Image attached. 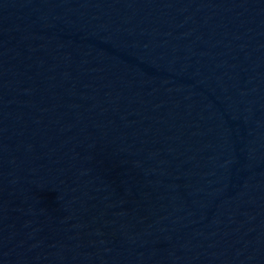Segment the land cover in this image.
<instances>
[{
    "label": "water",
    "instance_id": "95a60500",
    "mask_svg": "<svg viewBox=\"0 0 264 264\" xmlns=\"http://www.w3.org/2000/svg\"><path fill=\"white\" fill-rule=\"evenodd\" d=\"M0 264H264V0H0Z\"/></svg>",
    "mask_w": 264,
    "mask_h": 264
}]
</instances>
